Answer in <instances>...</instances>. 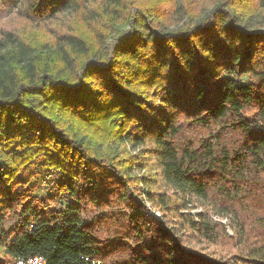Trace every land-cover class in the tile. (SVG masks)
Returning <instances> with one entry per match:
<instances>
[{"label":"trees","instance_id":"trees-1","mask_svg":"<svg viewBox=\"0 0 264 264\" xmlns=\"http://www.w3.org/2000/svg\"><path fill=\"white\" fill-rule=\"evenodd\" d=\"M6 9L1 264H264V0Z\"/></svg>","mask_w":264,"mask_h":264},{"label":"rangeland","instance_id":"rangeland-1","mask_svg":"<svg viewBox=\"0 0 264 264\" xmlns=\"http://www.w3.org/2000/svg\"><path fill=\"white\" fill-rule=\"evenodd\" d=\"M8 10H3L0 13V26H4L6 28H10L12 30H16L19 33H21L26 39H29L32 42H38L40 40H44L48 38L49 32H48V26H43L41 28H36L35 26L31 25L28 20L19 17L16 14L10 13L7 14ZM251 23L254 27H260L264 29V12L253 17L251 20ZM130 25L127 23L124 26H120L119 29L115 32L116 34H127L129 31ZM139 151H135L134 153H138ZM38 192L45 193L47 191H50L49 189L52 188V184L48 186H42L41 184L38 186ZM51 194H56V192L53 190L51 191ZM56 196L60 195L56 194ZM149 208H151V211H149L150 214L154 215L157 219H161L160 213L155 210L151 204H147ZM198 210H195L196 212ZM224 223H226V220H223ZM229 233H231L230 229H228ZM0 252L1 249H0ZM3 254H0V264L3 263Z\"/></svg>","mask_w":264,"mask_h":264},{"label":"built area","instance_id":"built-area-1","mask_svg":"<svg viewBox=\"0 0 264 264\" xmlns=\"http://www.w3.org/2000/svg\"><path fill=\"white\" fill-rule=\"evenodd\" d=\"M14 264H48V261L40 255H34L27 258H18Z\"/></svg>","mask_w":264,"mask_h":264}]
</instances>
